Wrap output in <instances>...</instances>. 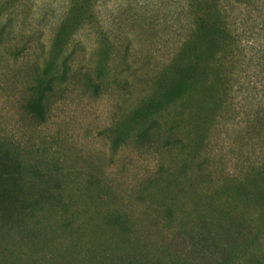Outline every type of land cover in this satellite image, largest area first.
<instances>
[{
  "label": "rangeland",
  "instance_id": "obj_1",
  "mask_svg": "<svg viewBox=\"0 0 264 264\" xmlns=\"http://www.w3.org/2000/svg\"><path fill=\"white\" fill-rule=\"evenodd\" d=\"M208 6L0 0V150L22 163L24 191L36 187L0 219V264H264L259 11L236 21L237 56L209 109L152 110L144 137L126 125ZM219 7L239 19L233 0ZM37 88L43 120L27 108Z\"/></svg>",
  "mask_w": 264,
  "mask_h": 264
},
{
  "label": "trees",
  "instance_id": "obj_2",
  "mask_svg": "<svg viewBox=\"0 0 264 264\" xmlns=\"http://www.w3.org/2000/svg\"><path fill=\"white\" fill-rule=\"evenodd\" d=\"M204 1L209 6L196 17L190 34L186 36L179 52L168 65L162 90L158 92V96L149 98L146 106L133 112L132 118L126 122V125H129L131 121L141 123L138 130L140 137L148 136L154 129L152 120L148 124L147 121L141 122L152 110L158 112L172 103H178L184 112L190 108L189 113L195 110L194 107H191L193 104L197 105V109H209L211 102H216V98H219V87L225 83L224 62L230 63L229 58L233 62L237 56L235 50L239 49V40L236 38L238 31L235 27L236 21L239 20L246 26L247 15L252 12L257 15L258 11L259 18H264V0H233L240 11L239 19H235L233 22L229 20L232 16L224 14L219 7L220 0ZM262 22L264 23V21ZM256 28H250L248 31L250 35L255 34ZM243 33L247 32L244 30ZM48 105L47 93L37 88L28 101L27 108L31 115L43 120ZM22 168L23 165L17 158H12L8 151L0 150V219L11 215L13 207L22 209L26 207L25 205L29 201L27 195H33V191L36 189L35 186H30L28 190L24 191L25 188L21 185ZM174 182L177 180L174 179L172 185L175 184ZM202 221L204 222L201 228L205 230L206 220Z\"/></svg>",
  "mask_w": 264,
  "mask_h": 264
}]
</instances>
